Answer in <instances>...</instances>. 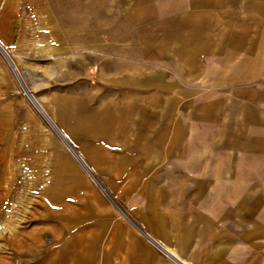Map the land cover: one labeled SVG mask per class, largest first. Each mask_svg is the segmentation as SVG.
Returning <instances> with one entry per match:
<instances>
[{"label": "crops", "instance_id": "0c3cea01", "mask_svg": "<svg viewBox=\"0 0 264 264\" xmlns=\"http://www.w3.org/2000/svg\"><path fill=\"white\" fill-rule=\"evenodd\" d=\"M0 44L37 101L45 65L102 83L89 170L37 110L74 176L20 230L33 264H264V0H0Z\"/></svg>", "mask_w": 264, "mask_h": 264}, {"label": "rangeland", "instance_id": "374dc122", "mask_svg": "<svg viewBox=\"0 0 264 264\" xmlns=\"http://www.w3.org/2000/svg\"><path fill=\"white\" fill-rule=\"evenodd\" d=\"M20 66L34 72L31 70L34 66L27 60ZM51 67L43 66L48 71L44 76L29 73V84L40 103L35 98L30 102L24 96L27 103L21 98L22 90H27L19 68L24 83L11 64L19 88L13 84L15 80L11 81L7 73L0 70L3 78L0 81V151L4 150L8 167L6 181L0 183V208L4 209H0V264H33L35 259L27 257L25 245L21 243L22 235L26 236V233L20 230H27L36 223L38 210L45 208L39 203V200L42 202V191L52 185L54 174L61 171L60 178L57 176L61 193L66 192L74 176L73 168H67L66 158L70 152L38 111L45 109L48 114L43 112L61 129L87 170L91 166L88 134L97 123L93 117L96 115L95 103L90 102V97L99 94L102 83L95 78V70L85 78L86 81H74L71 79L75 74H68L69 67L61 65L59 80L48 70Z\"/></svg>", "mask_w": 264, "mask_h": 264}, {"label": "built area", "instance_id": "2783aa9c", "mask_svg": "<svg viewBox=\"0 0 264 264\" xmlns=\"http://www.w3.org/2000/svg\"><path fill=\"white\" fill-rule=\"evenodd\" d=\"M0 51L2 53H4L10 64L12 63L11 58L8 56V54L5 52V50L3 49L2 45L0 44ZM14 66V65H13ZM15 68V67H14ZM17 70V69H16ZM18 75L20 76L19 72L17 71ZM25 86V85H24ZM26 91H23V93L28 97L29 101H33L34 100V96L29 92L28 93V89L25 86ZM61 134V132H60ZM79 160L82 162V164L85 166V168L87 169L85 163L82 161V159L79 157ZM143 237L145 238L146 242L155 250L157 251L164 259L170 260V261H174L176 263V258L170 253V251H168L165 247H163L158 241H156L153 237H151L149 234H147L146 232H142Z\"/></svg>", "mask_w": 264, "mask_h": 264}, {"label": "bare ground", "instance_id": "6f19581e", "mask_svg": "<svg viewBox=\"0 0 264 264\" xmlns=\"http://www.w3.org/2000/svg\"><path fill=\"white\" fill-rule=\"evenodd\" d=\"M14 67V66H13ZM15 70L17 69V68H14ZM17 71L18 70H16V73H17ZM19 72V71H18ZM17 75H18V73H17ZM19 76V75H18ZM19 78L22 80V78L19 76ZM22 82L24 83V81L22 80ZM24 85L27 87V85L24 83ZM24 86V87H25ZM30 91H28V93H29ZM61 132V131H60ZM62 137H64L63 135H62V133L60 134ZM59 136V135H58ZM60 137V136H59Z\"/></svg>", "mask_w": 264, "mask_h": 264}, {"label": "water", "instance_id": "95a60500", "mask_svg": "<svg viewBox=\"0 0 264 264\" xmlns=\"http://www.w3.org/2000/svg\"><path fill=\"white\" fill-rule=\"evenodd\" d=\"M76 154V153H75ZM76 156L79 158V156L76 154Z\"/></svg>", "mask_w": 264, "mask_h": 264}]
</instances>
